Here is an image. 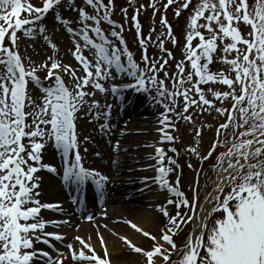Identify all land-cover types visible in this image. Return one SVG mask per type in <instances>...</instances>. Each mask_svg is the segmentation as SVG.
Instances as JSON below:
<instances>
[{"label":"snow or ice","instance_id":"6c2138e0","mask_svg":"<svg viewBox=\"0 0 264 264\" xmlns=\"http://www.w3.org/2000/svg\"><path fill=\"white\" fill-rule=\"evenodd\" d=\"M158 4L164 9L162 31L153 40L156 29L144 37L138 17L142 9L151 8L154 19L160 13ZM129 5L135 10L131 21L141 49L139 62L123 36L125 25L112 19L114 0H0V264H111L102 234L97 241L103 255L91 236L75 235L73 242L65 243L67 234L59 230L73 226L71 215L61 203L42 200L43 178L38 173H58L56 166L44 162V150L51 146L62 158L63 185L77 194L86 185L94 186V195L103 199L110 178L85 166L81 148L89 151L91 137L81 138L77 122L83 117L103 120L100 129L109 131L113 106L97 95L123 99L128 90L151 92L152 100L164 108L158 118V144L149 145L155 163L147 168L156 175L143 178L146 188L154 183L164 194V202L156 206L163 222L157 235L126 221L147 238L146 246L128 236L120 239L140 255L141 264H264V0H150L138 7L129 0ZM172 5L177 18L188 14L182 58L174 72L169 65L173 53L164 46L165 37L178 43L166 15ZM121 13L127 22L128 7ZM57 30L70 38L68 51L78 66L59 57ZM24 39L42 40L52 54L37 64L21 54ZM149 45L163 55L149 56ZM214 63L223 70L212 71ZM118 79L120 84L115 83ZM34 89L42 95L34 96ZM193 107L209 115L214 111L223 120L207 152H201L198 143L185 148L197 161L187 163L195 174L189 197L183 190L177 138L170 129H176L177 119L194 123L189 114ZM201 131H195L196 137ZM163 145L171 146L166 150ZM114 149L119 152V142ZM213 157L214 187L201 202L202 165ZM86 199L71 202L83 219L93 221ZM88 204L94 205L95 199ZM42 210L64 218L46 219ZM189 224L191 232L180 246L175 237ZM40 244L50 250L37 247ZM177 253L179 259L173 260Z\"/></svg>","mask_w":264,"mask_h":264},{"label":"bare ground","instance_id":"6f19581e","mask_svg":"<svg viewBox=\"0 0 264 264\" xmlns=\"http://www.w3.org/2000/svg\"><path fill=\"white\" fill-rule=\"evenodd\" d=\"M119 101L122 102V105H119L112 111V118L109 121L112 127L109 131H102L100 129V124L104 123L103 120L99 122L93 121L94 123L92 121V123H89L87 117L81 118V121L78 120V132L81 138L84 136L91 137L87 145L89 151L84 153L83 148H81V153L84 156L86 167L95 169L110 178L109 185L111 183V187H109L108 184L106 185L103 199L108 205V214H110L106 216L107 220L112 218L111 220L114 219L117 222L120 219L134 221L137 226L142 227L151 233L154 232L153 234H159L163 217L161 213L158 214L156 206L163 203L164 199H162L163 202L162 200H152L148 203L151 207H148L144 202L142 203L140 201L139 198L141 197L128 192L129 185L125 183V180L133 179V177H136L137 173L140 172L138 166L134 162V160L137 159L130 158L132 155L129 152L135 151L137 145H143V142L147 139L144 136L133 133V131L129 129V126L133 125V120L135 118L143 120V123L145 122L143 125L148 126L150 121L156 122L158 120L159 117H156L157 113L159 111H164V109H161L162 105L156 104L152 100V96L147 97L142 94H137L134 98L123 96V99L119 98ZM118 109L123 110V116L118 115ZM138 113L141 115H138ZM144 116H146V118H144ZM125 118L127 119L124 120ZM158 127H160V125ZM158 127H155L154 130ZM158 139L159 136L149 137V140H153V142L158 141ZM117 142H119V145L120 143H129L131 147L121 144L119 152H117L114 149ZM127 150H129L128 154H125L124 152ZM97 152L100 153L99 156L96 155ZM58 154V151L54 150L51 146H48L44 150V159L50 164H55L60 161V156H58ZM152 154H154V149ZM114 161L118 162V166L116 163H113ZM40 174L43 178L41 182L42 200L55 202L54 197L62 196L63 193L61 191H56L55 194L52 195L51 192H48V189L52 186H56L57 182L49 174ZM149 174H151V176L156 175L155 171L151 169ZM62 205L68 213L70 209L67 204L63 203ZM95 222H100V220L97 219ZM105 225L106 224L103 223L102 225L101 223L100 226L99 224L94 227L84 226V228L77 232L76 235L83 237L91 236L93 238L92 242L95 244L98 234H102L107 242V248L109 251L108 259L111 264H138L136 262L138 257L128 255V252L125 250L126 246L122 240H120L119 236H128L132 238L134 242L141 245L147 244V240L140 238L129 228H124L122 226L113 227L109 224L105 227ZM95 228H98V233H94ZM76 247H79L78 242L76 243ZM98 253L101 254L100 252Z\"/></svg>","mask_w":264,"mask_h":264},{"label":"rangeland","instance_id":"374dc122","mask_svg":"<svg viewBox=\"0 0 264 264\" xmlns=\"http://www.w3.org/2000/svg\"><path fill=\"white\" fill-rule=\"evenodd\" d=\"M114 2H115V13H114L112 18L115 21H117L118 23L125 25V30L123 32V35L125 37L127 36L128 40H129V38L132 34V29H134L133 28V22L131 21V17L135 14L134 7L129 5V0H114ZM149 2H150V0H135V6L138 7L141 4L148 5ZM163 2L166 3V0H163ZM32 3L38 4L39 0H32ZM157 6L160 7V13H158L154 19L152 17V9L151 8H148L147 11H144L142 9L140 12V15L138 17L140 23L142 24V34L144 37H148V35L150 33V29L152 27H154L156 29V32L152 33L153 40H155L156 34L162 31V26L160 24V20H161V15L164 14V9H163L162 4H158ZM122 7H128L129 20L127 22L125 21L124 16L121 13ZM175 7H176V5L170 6L166 15H167V19L169 20V22L172 25L174 36L176 37V39L178 41V43L176 44L177 46H179L178 51L177 52L174 51L175 45L172 43L171 39H168L167 37L164 38L165 48L170 50L174 56V59L169 60V65H171L170 70L173 72L175 71V64L178 61H180L179 59L182 58V52L181 51L179 52V50H180V48H183L184 43H185L186 18L188 15L187 11H185L181 14V16L179 18H177L174 15V11H173V9ZM23 15H27V14L25 13ZM132 37L134 38V44L136 47L132 50L137 53L136 58L140 60L139 54H140L141 49L139 47V44L137 43L135 36H131V38ZM128 40H127V42H128ZM39 41L40 40H38L34 43L31 40L24 39L20 43L21 54L24 55L25 57L30 56L32 58V60L35 61L37 64L45 61L47 59V57L52 54L51 49L48 46H46L45 44H43V42L41 43ZM54 42L57 43V45L60 49L59 57L62 58L65 63L73 64V60H75V59L71 55V52L68 51V49L72 47L71 40L65 39V41L58 43L57 40L54 39ZM194 43H195V41H194ZM179 53H180V55L178 58L177 56ZM148 55L149 56H161V55H163V53H161L160 50L158 49V47H156L155 45H149L148 46ZM74 65H77V63H75ZM223 67L224 66L221 65L220 63H214L213 64V71L215 72L217 70H223ZM38 75L40 77H43V78L45 77V73L43 71L39 72ZM160 76L163 77L162 72L160 73ZM66 81L70 83L71 78L68 77ZM169 87H171L170 83H169ZM221 87H222L221 85H216L217 89H219ZM224 87H226V86H224ZM33 95L39 97L42 94L37 89H34ZM209 98H211V97H209ZM165 102H167V101H165ZM180 103L182 104V98L180 100ZM108 104H111L113 106V102H110ZM161 109H164L163 106L161 107ZM177 111H180V108H177ZM189 114L193 115L194 123L191 121H185L183 119H177L176 120V126H177L176 131L177 132L175 133V136L177 138L176 142L178 145L176 146V144H175V146L179 147V149H180L179 150L180 156L178 157V161H179L180 165L182 166L183 189H185L188 196L191 197L192 193L189 189H190V185L194 181L195 174L190 169L187 168V163L189 161H191L195 165L197 163V161L192 154L185 152V148L186 147H188V148L196 147L197 143H198L200 151L201 152H207V150L209 148V144L213 141V137L215 136L216 126H218L219 123L223 120V117L217 118L218 114L215 113L214 111L212 112L211 115H209L206 112L201 113L198 110H196L195 107H193L189 110ZM172 117H173V114H172ZM208 125H213V127L209 128ZM201 129H202L201 136L198 138L195 135V131L201 130ZM143 130H146V129H143ZM174 131L175 130H173V133H174ZM231 131H232V129L229 128L228 133H231ZM222 139H223V136H222ZM223 150L224 149H222V148H218L217 152H220ZM139 154L144 155V153H141V152H139ZM141 155H138L139 161L142 162V164H140V162H139V166L146 168L148 162H145L144 157H142ZM214 159H215V157H213L212 161H206L202 165L203 171L200 173V180H199V184H200L199 195H200V201L201 202H202L204 195H206L214 185L213 181L215 180L216 177H215V173L212 171V169L210 167L211 163L214 162ZM205 173H207V175H205ZM139 177H141V176H136L137 180L140 179ZM137 180H129V181L127 180L126 182L131 183V184H132V182L138 183ZM137 183H134L135 186H133L132 188H128L129 192L134 193L137 191V188L139 187V185ZM141 196H143V195H141ZM144 198L147 199L148 197L144 196ZM218 216H219V214L214 215L212 217V220H215ZM209 223L211 225V221H209ZM191 229H192V225L189 224L186 227H184L182 232L178 233V235L175 237L176 243L178 245L182 246L184 244V242L187 240V237L189 236V234L191 232ZM127 252H128V255L131 256L133 251L131 249H129ZM137 257H138V259L136 260V262L138 264H141L142 258L140 257V255ZM172 259L178 260L179 259V253L175 254Z\"/></svg>","mask_w":264,"mask_h":264}]
</instances>
